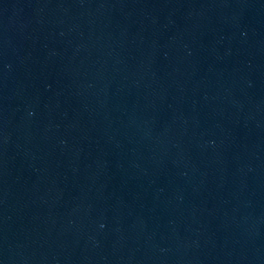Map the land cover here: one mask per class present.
<instances>
[{"label":"water","instance_id":"1","mask_svg":"<svg viewBox=\"0 0 264 264\" xmlns=\"http://www.w3.org/2000/svg\"><path fill=\"white\" fill-rule=\"evenodd\" d=\"M0 264H264V0H0Z\"/></svg>","mask_w":264,"mask_h":264}]
</instances>
